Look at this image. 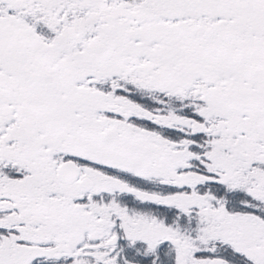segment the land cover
Masks as SVG:
<instances>
[{"label": "snow or ice", "instance_id": "6c2138e0", "mask_svg": "<svg viewBox=\"0 0 264 264\" xmlns=\"http://www.w3.org/2000/svg\"><path fill=\"white\" fill-rule=\"evenodd\" d=\"M0 264H264V0H0Z\"/></svg>", "mask_w": 264, "mask_h": 264}]
</instances>
